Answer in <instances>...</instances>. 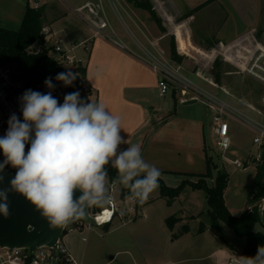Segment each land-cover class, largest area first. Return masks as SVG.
Segmentation results:
<instances>
[{
    "label": "crops",
    "instance_id": "obj_1",
    "mask_svg": "<svg viewBox=\"0 0 264 264\" xmlns=\"http://www.w3.org/2000/svg\"><path fill=\"white\" fill-rule=\"evenodd\" d=\"M86 1L0 0V27L17 30L28 4L43 7L44 25L59 31L68 43L88 40L87 48H79L78 53L84 58L86 79L93 100L121 119V135L128 140V145L121 144L119 150L131 144L141 145L143 158L161 170V178L168 186L193 177L189 174L205 173L210 154L206 144V116L195 110L199 101L185 104V100H179L175 92L169 93L174 110L165 113L166 100L161 103L155 101V98L162 97L158 89L159 75L140 55L139 50L127 42L132 50L105 38L90 40L89 28L70 10V6L75 7ZM117 1L130 22V25H126V36L150 40L158 49H164L162 40L169 35L178 38V33L187 44L188 39L207 38L236 39L239 44H243V40L250 38L251 44L254 42L252 47H264V0H150L166 31L156 24L147 10L128 0ZM110 23L113 25L111 19ZM174 111L175 114L170 116ZM227 190L228 187L225 192L226 204L233 215L240 216L247 208L248 195L245 207H232ZM260 206L262 218L256 229L264 232V200ZM193 216L196 220L201 218L199 212ZM204 224L207 229L198 231L199 234L211 230L209 224ZM73 237L72 234L67 235L64 241L76 256ZM219 237L223 242L211 254L216 262L231 264L233 260H238L242 263L243 252L239 254L234 243Z\"/></svg>",
    "mask_w": 264,
    "mask_h": 264
},
{
    "label": "rangeland",
    "instance_id": "obj_2",
    "mask_svg": "<svg viewBox=\"0 0 264 264\" xmlns=\"http://www.w3.org/2000/svg\"><path fill=\"white\" fill-rule=\"evenodd\" d=\"M118 8L119 18L114 15L110 8L107 9L113 23L111 25L119 31L125 42L138 50L135 43L136 38L132 35L131 38L126 36V25H130V22L119 5ZM164 28L167 30L166 27ZM172 36L179 56L178 60L171 58ZM179 36L185 49L180 48L178 38L169 35L162 40L164 49L161 47L159 49L162 54L180 65L182 71L200 86L218 93L246 114L258 118L257 114L251 111V107L258 104L261 84L252 77L241 74L237 64L248 61L254 54L255 48L252 47L254 42L251 44L250 38L243 40V44H239V40L236 41V39L207 38L204 40L188 39L189 44H187L180 33ZM140 39L145 46L152 49L149 44L150 40ZM90 40L92 39L90 38ZM39 49L40 46L37 50ZM217 60L221 61L218 66L216 65ZM15 71L20 76L22 75V70L15 69ZM175 93L177 94L176 97L182 100L181 92L176 91ZM84 96L88 102L91 100L94 102L91 92H88L87 89ZM164 100L167 102L164 112L173 111V99L170 94H167L165 99L163 97L155 98L157 103ZM204 106L199 101L195 105V110L197 113L206 116L208 153L218 166L213 171V178L207 179V182L209 185H214V179L218 172L227 171L229 173L227 190L229 203L232 207L243 208L257 172L256 168L249 166L246 169H239L223 161L211 125L213 112ZM232 126L233 144L227 152V156L232 159H245L249 152L256 150V146H253L254 133L239 121L233 122ZM198 179V177H187L184 180L197 182ZM108 184L110 190V179ZM178 185L177 183L171 186L176 187ZM113 190L117 206L128 210L133 205L134 213L126 218L114 217L111 222L91 225V228H88L86 223L77 221L75 224H68L64 229L61 237L63 242H65L64 238L67 235L72 234L74 236L72 242H74L75 257L82 264H219L216 262V258L211 255L216 251L217 245L223 242L219 236L230 243H234L239 254L243 252L247 244L246 237H239L235 230L224 222L221 223L220 229L217 231L211 228L208 232L199 234L201 221L210 225L208 199L202 189L186 186L171 205H168L167 199L162 197L160 184L142 204L129 198V190L121 184H115ZM198 212L201 214L200 220H196L193 216ZM173 215L179 220L172 229L166 220ZM83 237H86L85 241H83ZM110 256H113V259L110 260Z\"/></svg>",
    "mask_w": 264,
    "mask_h": 264
},
{
    "label": "clouds",
    "instance_id": "obj_3",
    "mask_svg": "<svg viewBox=\"0 0 264 264\" xmlns=\"http://www.w3.org/2000/svg\"><path fill=\"white\" fill-rule=\"evenodd\" d=\"M77 75L67 70L57 73L55 80L72 86ZM44 85L49 91L22 93L23 119L12 113L0 136L5 158L0 173L8 165L16 169L10 188H0V214H10L9 191L22 194L50 227L64 226L91 208H104L111 203L108 165L117 170L111 183L123 185L129 198L144 203L159 187L162 173L143 158L141 145L119 150L121 144L128 145L120 117L100 103L85 102L79 91L66 93L61 104L52 94L53 78L47 77ZM77 189L82 195L74 199ZM242 264H264V245L254 257H242Z\"/></svg>",
    "mask_w": 264,
    "mask_h": 264
},
{
    "label": "built area",
    "instance_id": "obj_4",
    "mask_svg": "<svg viewBox=\"0 0 264 264\" xmlns=\"http://www.w3.org/2000/svg\"><path fill=\"white\" fill-rule=\"evenodd\" d=\"M108 8L119 18L117 0H88L81 5L70 6V10L76 17L89 28L91 39L98 37L109 39L122 48L132 50L112 27L107 12ZM42 33L46 45L51 48L52 53L66 70L76 73L78 67L84 66V58L77 50L87 48L88 40L75 44L68 43L61 33L50 25H44ZM135 43L141 53L140 55L159 75L160 96L165 97L169 93L179 91L183 96L182 100L197 99L212 110L213 132L216 135V143L222 159L226 164L234 165L239 169H246L249 166L256 168L258 164L264 161V47H256L254 54L248 61L237 63L241 74L248 75L261 84L258 104L251 107V111L257 114L258 118H255L240 110L218 93L200 86L182 71L180 65L166 58L155 43L149 42L152 49L145 46L137 38ZM239 58L241 57L239 56ZM27 89L40 92L49 91L44 82L29 83L10 66L0 62V136L5 134L8 119L12 113H15L21 120L23 119L19 97ZM52 94L57 97L61 104L63 103L64 98L56 87ZM235 121L249 127L254 133L253 146H256V150L249 152L245 159H232L227 156V152L233 144L232 124ZM113 186L111 183L109 190L111 203L101 211L92 213L96 219H99V225L103 221L111 222L114 217L126 218L135 211L133 205L128 210L117 206ZM107 212V219H102ZM87 225L88 228H91L90 224ZM85 240L86 237H83V241ZM0 264H82V262L76 259L61 238L56 246L44 245L31 252L27 248L2 246L0 247Z\"/></svg>",
    "mask_w": 264,
    "mask_h": 264
},
{
    "label": "trees",
    "instance_id": "obj_5",
    "mask_svg": "<svg viewBox=\"0 0 264 264\" xmlns=\"http://www.w3.org/2000/svg\"><path fill=\"white\" fill-rule=\"evenodd\" d=\"M128 1L137 7L147 10L156 24L163 31H166L163 27L162 19L158 16L150 0ZM43 27L44 8L28 4L19 29L13 30L0 27V62L10 66L13 70H22V76L29 83L44 82L47 77H52L56 89L63 98L66 93L79 91L81 98L84 99L85 102H88L84 96V92L86 89L88 92H91V88L86 79V69L84 66L77 68L76 73L78 75L72 86L65 87L63 82L55 80L57 73L67 70L52 53L51 48L46 45L42 33ZM171 40V58L173 60H178L179 56L176 52L173 36ZM178 40L180 48L184 50L185 47L179 33ZM39 46L40 49L37 50ZM220 64L221 61L217 60L216 65L218 66ZM217 78H219V75H217ZM173 114H175V111L172 112L170 116ZM106 167L108 168L110 181L114 180L117 176V170L111 168L110 165ZM217 167L213 157L208 155L206 172L203 174H189V176L198 177L199 179L197 182L183 180L178 186L171 187L160 178L161 195L167 199L168 205H171L177 197L181 195L186 186L204 190L209 205L208 214L210 216V228L217 231L220 229L222 222L226 223L235 230L238 236L246 237L247 244L243 249V256L254 257L257 253L258 246L264 245V232L256 229L257 225L261 222L259 211L261 209L260 205L264 200V161L256 167L257 172L253 178L247 197V208L240 216L233 215L225 201V192L229 183V173L225 170L219 171L215 177L214 185L211 186L207 182V179L213 178V171ZM104 208L94 207L91 208V212L97 213ZM178 220L179 219L173 215L167 218L166 221L169 227L173 229ZM76 222L77 221L71 222L70 224H75ZM205 229H207V226L201 223L199 231L203 232Z\"/></svg>",
    "mask_w": 264,
    "mask_h": 264
},
{
    "label": "water",
    "instance_id": "obj_6",
    "mask_svg": "<svg viewBox=\"0 0 264 264\" xmlns=\"http://www.w3.org/2000/svg\"><path fill=\"white\" fill-rule=\"evenodd\" d=\"M197 99L185 100V104L196 103ZM30 144L26 145L27 152ZM3 152L0 150V162L4 160ZM16 169L11 165L5 167L0 173L3 181H0V188H10L9 181L14 177ZM82 195L79 189L74 192V199ZM9 216L0 214V247L27 248L29 252L38 247L56 246L61 239L65 227L71 222L82 221L90 225H99L98 220L92 215L91 209L78 219L69 221L64 226L50 227L46 218L42 217L35 206L31 204L22 194L9 191ZM262 218V210L259 211ZM183 233V231H180ZM109 259H113L110 256ZM231 264H242L238 260H233Z\"/></svg>",
    "mask_w": 264,
    "mask_h": 264
},
{
    "label": "snow or ice",
    "instance_id": "obj_7",
    "mask_svg": "<svg viewBox=\"0 0 264 264\" xmlns=\"http://www.w3.org/2000/svg\"><path fill=\"white\" fill-rule=\"evenodd\" d=\"M108 214H105V216L102 219H107Z\"/></svg>",
    "mask_w": 264,
    "mask_h": 264
},
{
    "label": "bare ground",
    "instance_id": "obj_8",
    "mask_svg": "<svg viewBox=\"0 0 264 264\" xmlns=\"http://www.w3.org/2000/svg\"><path fill=\"white\" fill-rule=\"evenodd\" d=\"M105 214H108V212L107 213H105ZM103 216H105V215H103ZM97 220H99V219H97ZM107 221H103L102 223H106Z\"/></svg>",
    "mask_w": 264,
    "mask_h": 264
}]
</instances>
